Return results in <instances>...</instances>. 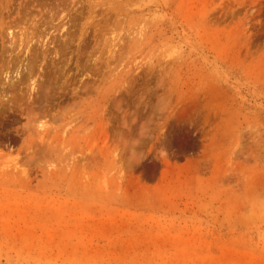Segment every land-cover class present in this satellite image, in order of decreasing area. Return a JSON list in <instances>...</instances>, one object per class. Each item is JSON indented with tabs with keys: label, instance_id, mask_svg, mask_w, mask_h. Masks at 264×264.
Wrapping results in <instances>:
<instances>
[{
	"label": "rangeland",
	"instance_id": "rangeland-1",
	"mask_svg": "<svg viewBox=\"0 0 264 264\" xmlns=\"http://www.w3.org/2000/svg\"><path fill=\"white\" fill-rule=\"evenodd\" d=\"M0 264H264V0H0Z\"/></svg>",
	"mask_w": 264,
	"mask_h": 264
}]
</instances>
